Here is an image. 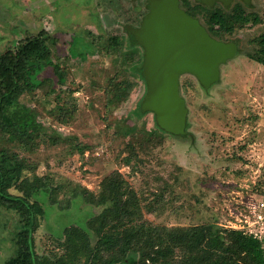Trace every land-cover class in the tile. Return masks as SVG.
<instances>
[{"label":"rangeland","instance_id":"374dc122","mask_svg":"<svg viewBox=\"0 0 264 264\" xmlns=\"http://www.w3.org/2000/svg\"><path fill=\"white\" fill-rule=\"evenodd\" d=\"M189 2L198 7L206 29L211 12L229 14L234 6ZM240 5L248 21L230 34L213 35L236 46L234 58L220 67L219 80L205 88L190 75L180 79L187 116L178 134L160 130L152 113L138 112L145 86L132 68L142 51L129 47L126 27L139 25L146 0H0V56L14 52L25 37L44 33L50 62L64 73L59 83L47 68L41 87L16 95L40 125L33 142L12 143L0 134V157L16 155L25 165L23 179H42L50 189L38 203L37 256L115 264L122 258L118 246H102L99 238L109 233L122 238L119 232L148 227L240 230L260 239L264 248V67L247 57L264 36V0ZM112 38L119 43L117 52ZM80 39L94 44L84 58L72 54L74 40L82 51ZM9 84L0 76V93ZM117 174L122 200L135 220L103 227L92 221L90 234L78 240L79 253H73L74 245L56 235L64 227H81L87 213L96 218L113 204L107 185ZM20 188L19 183L10 193L22 195ZM77 195L84 203L74 200ZM18 220L0 208V264L13 254ZM163 242L166 257L184 259L183 248L167 236ZM130 259L151 264L135 252L124 258Z\"/></svg>","mask_w":264,"mask_h":264},{"label":"trees","instance_id":"16d2710c","mask_svg":"<svg viewBox=\"0 0 264 264\" xmlns=\"http://www.w3.org/2000/svg\"><path fill=\"white\" fill-rule=\"evenodd\" d=\"M184 2L187 7L190 6L187 0ZM192 9L195 10L197 7ZM247 21L245 13L239 6L229 14L220 10L213 11L207 19L210 29L217 28L214 33L218 36L231 33L236 27L243 26ZM258 22L259 19L255 16L254 23ZM43 35L44 33H39L36 36L25 37L14 52L0 56V76L6 75L10 82L8 89L0 93V134L5 135L12 143L28 144L33 142L40 126L35 116L29 113V109L15 100L16 95L28 93L41 87L46 80L42 75L47 68L53 69L59 83H62L64 79V73L60 66L50 62L51 52ZM111 40L115 52L119 51L117 39L112 38ZM259 40L257 42L259 47L252 54H247V57L264 66V36H261ZM74 41L72 43L73 55L84 58L87 53L93 52V43L81 40L83 48L81 51ZM137 66L135 67L137 68ZM136 68L135 72H137ZM126 89L124 87L122 91ZM140 106L141 102L138 105L139 114H145L146 112L141 111ZM24 170L25 165L16 155L6 156L3 154L0 157V208L14 212L19 219L13 237L14 251L6 264H70L65 259L53 260L48 256L39 257L35 253L33 234L38 224V203L46 200L50 189L43 184L42 179L38 178L35 183L23 179ZM119 179L121 180V176L117 174L114 180L107 185L110 193L109 198L113 200V204L102 214L93 218L91 214L87 213L81 220V227L72 229L64 227L62 232L56 235L58 239L65 237L68 246L74 245L73 253H79L76 250L78 240L84 239L90 234L88 227L92 221L97 219L103 227V224H121L127 218L130 223L135 220L134 215L128 209L126 210V201L122 200L125 193L120 192L122 182ZM19 183L24 185V190L20 188L22 195L10 193V189L15 188ZM85 193L92 194L86 190ZM74 200L84 203L83 196L80 195H77ZM100 203L106 202L101 201ZM42 214L44 216L45 212ZM111 228L116 230L117 227ZM119 234L122 238H117L115 233L105 234L99 238L102 246L107 248L118 246L122 258L116 259L115 264H135L133 259L124 260L127 254L132 252L138 253L143 262L149 261L151 264H264L262 241L240 230L225 229L217 233L209 226L188 230L148 227L146 231L138 229L122 231ZM165 236L174 242L175 247L183 248V260L175 262L173 256L166 257L164 255L165 249L161 245L164 244ZM143 239L146 241L137 249L136 243L142 242Z\"/></svg>","mask_w":264,"mask_h":264},{"label":"water","instance_id":"95a60500","mask_svg":"<svg viewBox=\"0 0 264 264\" xmlns=\"http://www.w3.org/2000/svg\"><path fill=\"white\" fill-rule=\"evenodd\" d=\"M206 6L221 1L199 0ZM246 4L249 0H243ZM130 42L144 49L138 72L146 83L141 111L152 112L160 129L183 133L187 109L178 76L192 73L205 88L218 81L219 66L231 57V46L212 40L197 20L178 8L177 0L149 2L140 27L129 29Z\"/></svg>","mask_w":264,"mask_h":264},{"label":"flooded vegetation","instance_id":"af4514ba","mask_svg":"<svg viewBox=\"0 0 264 264\" xmlns=\"http://www.w3.org/2000/svg\"><path fill=\"white\" fill-rule=\"evenodd\" d=\"M151 1H154V0H146V13L143 15V17L141 18V20H140V22H139V25L138 26H136V27H134V26H127L126 27V32H127V34H128V41H127V43H128V45H129V47L130 48H140L141 49V51H142V55H141V61L139 62V64H138V66H137V72H135L134 71V69H133V71L135 72V74L136 75H138L139 76V78L143 81V83H144V86H145V92H144V95H145V93H146V83H145V81H144V79H143V77L141 76V74L138 72V70L140 69V67L142 66V63H143V61H144V49L140 46V45H138V44H132L131 42H130V33L128 32V30L129 29H137V28H139L140 27V24H141V22H142V20L144 19V17L148 14V12H149V2H151ZM187 2L190 4V2H189V0H187ZM198 2L201 4V5H203V6H205L206 8H211V7H213V6H215L216 4H221V5H223V6H225L224 5V3L223 2H221V1H216V2H214V4H212V6H206V5H204V4H202L199 0H198ZM177 3H178V8L180 9V10H182V11H184L189 17H191V18H193V19H195V20H197L198 21V23L204 28V30H205V32H206V34L212 39V40H214V41H217V42H222V43H224V44H227V45H230L231 46V51H230V55H231V57L230 58H228L227 60H226V62H224V63H222L220 66H219V77H220V67L221 66H223L224 64H226L227 63V61L228 60H231L232 58H234V56H235V52H236V46H235V44L234 43H232V42H223V41H221V40H218V39H216L214 36H218V35H216L214 32L216 31V27H215V29H210V27L208 28V29H206L201 23H200V20L198 19V13L196 12V9H195V11L192 9L193 7H196V6H191V4H190V8L189 7H187L186 5H185V2H184V0H177ZM240 3L241 4H245L246 5V3L243 1V0H232L231 1V3L228 5V6H230L231 4H234V6H233V8L232 9H234L235 7H237V6H239V8L241 9V5H240ZM250 3V0H249V2L247 3V4H249ZM198 8V7H197ZM208 24V23H207ZM209 25V24H208ZM232 33V32H231ZM230 34V33H229ZM214 35V36H213ZM221 35H223V34H221ZM220 35V36H221ZM219 37V36H218ZM255 62V61H254ZM264 67V66H263ZM183 75H190V76H192L199 84H201L200 83V81L198 80V78L196 77V76H194L192 73H189V72H185V73H183V74H179V76H178V83H179V92H180V79H181V77L183 76ZM218 80H219V78H218ZM144 95H143V97H144ZM180 96H181V94H180ZM143 97H142V99L141 100H143ZM181 98H182V96H181ZM183 99V98H182ZM184 100V99H183ZM142 102V101H141ZM185 102V101H184ZM140 109H141V106H140ZM150 113H152V112H150ZM153 114V113H152ZM186 116H187V114H186ZM153 119H154V122H155V117H154V114H153ZM158 126V125H157ZM158 128H159V126H158ZM162 130V129H161Z\"/></svg>","mask_w":264,"mask_h":264}]
</instances>
